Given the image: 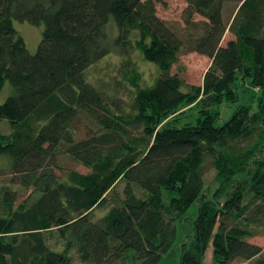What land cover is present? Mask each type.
<instances>
[{
  "label": "trees",
  "instance_id": "trees-1",
  "mask_svg": "<svg viewBox=\"0 0 264 264\" xmlns=\"http://www.w3.org/2000/svg\"><path fill=\"white\" fill-rule=\"evenodd\" d=\"M156 1L0 0V92L13 89L0 103L11 128L0 129L11 174L0 187V264H72L73 252L83 264H161L176 245V264H205L210 247L214 264H264L248 240L264 229V0H239L229 24L225 0H185L182 28ZM15 20L44 26L35 54ZM130 39L159 75L128 108L87 72L125 55ZM184 48L212 60L202 85L172 71ZM223 104L236 106L226 121ZM82 113L101 132L78 140ZM64 151L89 171L65 170ZM16 185L31 190L19 203ZM181 222L189 233L177 242Z\"/></svg>",
  "mask_w": 264,
  "mask_h": 264
},
{
  "label": "rangeland",
  "instance_id": "rangeland-1",
  "mask_svg": "<svg viewBox=\"0 0 264 264\" xmlns=\"http://www.w3.org/2000/svg\"><path fill=\"white\" fill-rule=\"evenodd\" d=\"M238 3L239 0H225L223 18L226 24H229L232 21ZM187 6L188 3L185 0L156 1L157 15L173 26L180 28L183 27V17ZM195 19L204 20L200 15H196ZM14 25L18 33L24 38L29 52L31 54H35L42 40L44 26H36L27 21L20 22L17 20L14 21ZM233 37L232 33L227 30L223 38V44H226L227 41ZM127 45L128 48L125 55L110 54L106 56L89 69L87 76L94 85L102 88L103 91L121 98L124 105L129 108L133 104L134 98L140 86H146L154 83L159 75V69L156 64L143 58L135 39L127 41ZM211 63L212 60L208 56L197 52H190L184 48L180 51L179 60L173 65L172 71L173 73H177L189 85H202L204 75ZM12 92V86L9 82H7L0 92V103H3L8 96L12 94ZM243 95V100H247L248 94L246 91ZM235 108L236 106L231 108L229 104H223L221 107L223 120L226 121L231 116ZM191 119L193 120V117L191 118L189 116L188 120ZM75 121L76 122L73 126L78 140L101 132L98 124L85 113H82V115H80ZM0 129L3 133L11 132V128L5 120L0 123ZM58 159L61 161L62 167L65 170H76L82 173L89 171L87 167L75 161L65 151L59 152ZM56 172L60 173L59 170ZM214 172L213 167H209L206 173V178L213 181ZM10 178L11 174L8 171V161L6 158L0 157V187L7 184ZM212 186H215L214 182ZM123 187L124 184L119 183L116 186V190L122 193ZM15 188L19 191L18 203L26 198L31 192V190H23L19 185H16ZM109 205L98 208L94 212V217L98 219L105 215L109 210ZM187 215L191 218H195L197 216L196 203L189 208ZM257 231L258 232H256L254 236L248 237V240L264 248V229L261 228ZM187 233H189L188 225L183 222L179 223L177 230V242H181ZM48 243L51 246L58 244L59 237L57 234L49 235ZM177 247L178 245H176L169 254L163 257L161 264L177 263ZM72 259V264H83L74 252L72 253ZM205 264H214L211 247L207 252ZM232 264H248V262L236 260Z\"/></svg>",
  "mask_w": 264,
  "mask_h": 264
}]
</instances>
